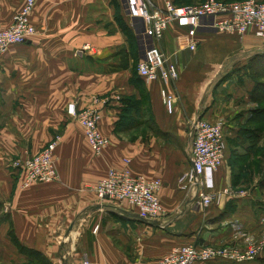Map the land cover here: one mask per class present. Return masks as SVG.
<instances>
[{
    "label": "crops",
    "instance_id": "0c3cea01",
    "mask_svg": "<svg viewBox=\"0 0 264 264\" xmlns=\"http://www.w3.org/2000/svg\"><path fill=\"white\" fill-rule=\"evenodd\" d=\"M25 1L0 0V22L10 26ZM147 1L156 12L166 2L206 0ZM129 3L39 0L35 36L0 56V264H159L177 247L245 249L264 240V145L246 133L258 122L264 39L254 29L239 36L172 21L158 44L179 77L147 82L138 66L148 37ZM163 92L176 96L172 114ZM71 103L101 111L109 140L102 155L69 115ZM198 120L224 125L225 158L215 176L221 200L210 207L182 182L194 166ZM54 141L59 181L23 188L13 163ZM255 162L263 165L258 175ZM111 169L160 180L166 217L149 221L128 203L101 201L95 188ZM242 264H264V251Z\"/></svg>",
    "mask_w": 264,
    "mask_h": 264
},
{
    "label": "built area",
    "instance_id": "2783aa9c",
    "mask_svg": "<svg viewBox=\"0 0 264 264\" xmlns=\"http://www.w3.org/2000/svg\"><path fill=\"white\" fill-rule=\"evenodd\" d=\"M38 1L26 0L10 26L6 27L0 22V56L6 54L14 45L27 44L35 36L37 28L31 18ZM129 2L132 15L144 21L145 34L148 37L145 40L144 59L138 66L139 76L147 82L162 79L167 84H172L179 77L177 68L167 62L158 44L172 21H178L181 26L196 29L210 27L218 32L239 36H245L254 29L256 36L264 39V2L258 0L233 3L206 0L203 4L195 6H176L172 2H166L163 11L152 13L149 12L151 6L147 0ZM197 46L198 43L193 39L189 49L196 51ZM162 94L167 110L172 114L176 96L173 92ZM68 113L83 127L93 152L102 155L109 146V140L100 132L101 111L97 108L78 111L76 104L71 103L68 106ZM56 148L57 141H54L37 156L13 163V168L22 174L23 188L59 181ZM225 150L224 125L198 120L193 132L194 168L183 176L182 182L184 189L187 188V184L198 188L197 195L204 207H210L221 200V194L215 191V176L223 165ZM161 190L160 180H149L143 176H133L128 170L114 169H111L95 188L101 201L128 203L140 216L149 221L162 220L166 217V211L159 198ZM263 251L264 242L245 249L186 245L173 249L168 256L159 261V264H197L212 261L242 264L255 260Z\"/></svg>",
    "mask_w": 264,
    "mask_h": 264
},
{
    "label": "trees",
    "instance_id": "16d2710c",
    "mask_svg": "<svg viewBox=\"0 0 264 264\" xmlns=\"http://www.w3.org/2000/svg\"><path fill=\"white\" fill-rule=\"evenodd\" d=\"M256 91H259L257 94L258 100L261 101L260 108L258 109V112L255 113V117L258 118L257 121H260V124L263 125L264 123V83L261 82L260 84L257 85ZM260 98V99H259ZM248 134V137L252 143L259 142L262 139V136L264 135V128H260L258 130H255L253 132L251 131H246Z\"/></svg>",
    "mask_w": 264,
    "mask_h": 264
},
{
    "label": "rangeland",
    "instance_id": "374dc122",
    "mask_svg": "<svg viewBox=\"0 0 264 264\" xmlns=\"http://www.w3.org/2000/svg\"><path fill=\"white\" fill-rule=\"evenodd\" d=\"M219 1H221V2H225V1H222V0H219ZM242 2V1H241ZM225 3H231V2H225ZM233 3V2H232ZM260 121L261 120H259L258 122H256V124H255V126H254V129H256V130H258V129H260V128H264V123H263V125H261L260 124ZM262 140V144L264 145V137H263V139H261ZM259 155H260V153H259ZM260 157H261V162L263 163V159H264V149H263V152L261 153V155H260ZM256 162H258V161H256ZM256 162L254 163V165L256 166ZM259 162H260V159H259ZM262 169H263V165H258V166H256L255 168H253V170L255 171V173L258 175L259 173H261V171H262ZM216 188V187H215ZM230 191L231 190H228V192L230 193ZM232 192V191H231ZM213 205V204H212ZM211 205V206H212ZM261 242H264V240H262ZM261 242H259V243H261ZM258 243V244H259ZM206 247V246H205ZM251 247V246H250Z\"/></svg>",
    "mask_w": 264,
    "mask_h": 264
},
{
    "label": "water",
    "instance_id": "95a60500",
    "mask_svg": "<svg viewBox=\"0 0 264 264\" xmlns=\"http://www.w3.org/2000/svg\"><path fill=\"white\" fill-rule=\"evenodd\" d=\"M149 12L152 13V9L150 7H149ZM193 168H194V166H193Z\"/></svg>",
    "mask_w": 264,
    "mask_h": 264
}]
</instances>
